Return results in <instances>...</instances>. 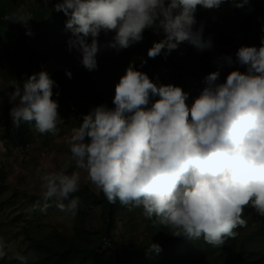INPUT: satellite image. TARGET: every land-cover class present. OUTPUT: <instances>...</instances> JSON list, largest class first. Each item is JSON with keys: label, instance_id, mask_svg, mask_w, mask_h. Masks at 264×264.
Returning <instances> with one entry per match:
<instances>
[{"label": "trees", "instance_id": "16d2710c", "mask_svg": "<svg viewBox=\"0 0 264 264\" xmlns=\"http://www.w3.org/2000/svg\"><path fill=\"white\" fill-rule=\"evenodd\" d=\"M98 4L0 0V143L26 150L38 128L43 148L72 143L56 173L42 157L14 183L0 150L3 241L23 264H264V0ZM190 79L245 89L200 148L178 126L202 92H176Z\"/></svg>", "mask_w": 264, "mask_h": 264}, {"label": "rangeland", "instance_id": "374dc122", "mask_svg": "<svg viewBox=\"0 0 264 264\" xmlns=\"http://www.w3.org/2000/svg\"><path fill=\"white\" fill-rule=\"evenodd\" d=\"M74 2V4L77 6L76 16L78 17L80 14L79 8L83 6V9L89 8V2L90 0H71ZM101 0H99L100 4ZM98 4V5H99ZM79 10V11H78ZM206 17H209L210 23L209 26H214L216 24L217 17L219 16V12H206ZM91 23H95V26L98 27L100 31H105L109 28L110 24H116L115 22H108L104 19H98L97 16L94 14L92 19L90 20ZM95 32L98 33L97 30ZM238 33V34H237ZM233 34L239 36L240 33L237 31L236 28H233ZM116 37H109L106 39L105 47L107 50H109V46L116 41ZM105 50V49H103ZM106 50V51H107ZM251 61H253L250 54H246L245 60L241 63L240 70L242 72H247L249 69V66L251 64ZM262 68H264V61L261 63ZM154 80L157 79V76H154ZM202 85L200 82L190 79L186 81V84L184 86H179L176 90L177 93H193L195 94L197 91H202L199 95L198 100L192 102L189 106V108L185 111L184 117L179 122V127L182 129L180 131L181 139L184 141H187L189 143H192L195 147H203L206 145V142L209 138H211V130L216 128V126L220 125V120L224 121L226 120V117L222 114L223 110L226 113V108L228 109V113L233 112L231 106L236 102L238 103V98L241 95V93L244 92L245 89H237V88H230L225 91H219L217 93H212L209 90H202ZM201 98V100H200ZM201 103V105H198V103ZM236 107V104H234ZM197 108H200V111L198 112ZM36 114L38 117H40V128H42V125H45L46 122L50 121V118L52 117V114L50 113V106L42 107L40 109H37ZM227 114V113H226ZM45 128V127H44ZM43 128V129H44ZM42 129L39 128L35 132V144L31 147H28L25 149H17V150H11L7 151L6 147H4L3 143H0V150L3 151V153L9 152L8 156H6L5 164L8 167V169L11 171L8 175L9 183H14L17 179L18 175H25V176H31L33 172L36 169H39L40 160L41 158H45V161L47 159V163H50L52 165V169L50 170L48 167V172L45 173L47 176L50 173H56V170L54 167L56 166V163L54 161L55 155H59V157H62V153L67 152L70 143L68 140L62 137V133H57L58 135L55 137V139H52L48 142V144L43 148V146L39 145V140L42 135ZM205 135V136H202ZM207 135V138H206ZM252 136V134H251ZM210 140V139H209ZM41 147V148H40ZM44 153L46 154V157L44 156ZM2 159H4V155H2ZM16 162L15 165H12V162ZM48 165V164H47ZM60 170L64 171L63 166L59 163ZM82 173L78 171L74 176V181L78 182L80 180ZM13 185H11L12 187ZM19 194V193H18ZM135 194L132 192L131 194H128L125 196L126 200L128 201V204L134 205V198ZM12 204V203H10ZM4 215H1L0 212V220H2V217ZM245 216L241 215V219H243ZM47 220L44 219L45 222ZM143 227L146 228L147 225L143 222ZM15 233L12 226H9L5 231H3L0 228V249L4 250L6 253V256L9 260V264H23V260L18 254V246L16 241H3V235L4 233ZM141 236L142 233H139Z\"/></svg>", "mask_w": 264, "mask_h": 264}, {"label": "clouds", "instance_id": "9594fccd", "mask_svg": "<svg viewBox=\"0 0 264 264\" xmlns=\"http://www.w3.org/2000/svg\"><path fill=\"white\" fill-rule=\"evenodd\" d=\"M147 1H152V0H147ZM166 10L171 11V9H169V8H166ZM177 11H178L177 8H176V9H173V12H174V13H176ZM95 15H96V13H95ZM117 23L120 24V20L117 19ZM154 76H157V75L155 74ZM154 76H153V78H154ZM157 79H158V76H157ZM157 79H156V80H157ZM153 80H154V79H153ZM156 80H154V81H156ZM229 89H230V88H229ZM226 90H227V89H226Z\"/></svg>", "mask_w": 264, "mask_h": 264}]
</instances>
